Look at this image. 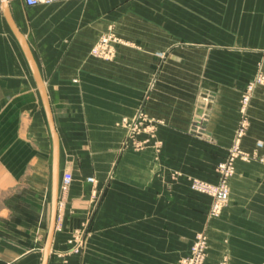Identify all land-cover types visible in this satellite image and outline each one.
Here are the masks:
<instances>
[{"label": "crops", "instance_id": "1", "mask_svg": "<svg viewBox=\"0 0 264 264\" xmlns=\"http://www.w3.org/2000/svg\"><path fill=\"white\" fill-rule=\"evenodd\" d=\"M205 2L210 7L203 6ZM204 8L215 20L212 42L220 46L212 66H234V61L239 63L235 59L245 57L237 52L264 51V0H196V10ZM11 10L27 37L51 103L60 137L61 175L73 174L68 192H60L49 264H93L91 259L98 255L100 264H123V251H116L113 262L106 255L109 252L69 250L70 239L90 220L92 184L87 178L95 175L100 185L107 186L94 222L99 227H116V243L123 242L119 228L125 225L134 228L149 220L146 227L154 229L155 212L171 202L172 171L201 175L205 148L215 158L228 154L240 119L239 95L231 86L214 95L206 134L195 137L191 152L190 144L182 142L192 139L185 133L191 126V100L153 92L146 107L163 121L159 130L165 146L179 148L178 156L169 153L158 159L147 150L111 158L124 135L116 122L139 106L141 90L159 61L157 52L164 53L165 63L187 65L182 58L187 50L172 43V0H57L35 6L12 0ZM157 15L162 32L139 28H147L146 19ZM136 18L145 25L137 24ZM111 24L137 43L121 45L118 57L108 61L93 56L91 48ZM236 81L240 80L227 79ZM259 96L262 106L260 114L255 113L259 123L252 124L243 139V147L250 152L258 140L264 146V90ZM93 147L102 148L101 155H94ZM72 148H81L80 154ZM52 168L53 136L40 87L21 45L0 16V264H42L51 218ZM255 189H264V164L238 160L231 179L233 201L209 224L213 256L230 255L235 242L263 245L264 224L245 214V203ZM173 192L176 200L189 204L184 196L186 183L179 182ZM191 203L197 227L204 223L207 204ZM241 226L244 229L238 230ZM259 244V250H240V258L264 259V247ZM132 251V257L139 259V247Z\"/></svg>", "mask_w": 264, "mask_h": 264}, {"label": "rangeland", "instance_id": "2", "mask_svg": "<svg viewBox=\"0 0 264 264\" xmlns=\"http://www.w3.org/2000/svg\"><path fill=\"white\" fill-rule=\"evenodd\" d=\"M11 2L12 0H9L10 6ZM203 6L210 7V3L205 2ZM0 16L6 24L1 0ZM157 18L159 15L156 18L146 19L147 28H144L145 26L139 28L147 32L153 30H156V33L162 32V22L159 23ZM135 21L137 24H144L143 19V22L140 18H136ZM213 22L215 20L211 18V12L206 8L203 11L196 10V0H187V2L186 0H172V43H178L187 50L182 56L184 60H187V65L179 66L174 64V61L173 65L165 63L164 53L157 52L159 61L153 67L154 70L151 71L148 83L144 84V90H141L139 106L133 114L124 115L116 122V126L122 128L124 135L120 146L116 152L114 151L111 158H120L125 152L142 153L147 150H152L155 158L158 159L169 157V153L178 156L179 148L165 146L164 134L159 130L163 121L154 116L146 107L153 92L157 95L166 94L172 98L191 100V126L185 133L187 136H192V139L189 137L182 142L190 144L188 149L192 152L195 146V137L202 138L206 134V124L209 120V111L214 95L222 91L227 92V88L231 86L236 95H239L237 104L240 119L228 154L224 158H215L214 155L208 154V150L205 148L206 154L204 153L202 156L204 172L200 173L201 175H189L182 170H173L168 188L174 191L179 182L186 183L188 192L184 196H187L189 204L184 205L180 199L176 200L175 196L177 195L172 191L171 202L170 200L166 201V206L161 204V208L155 212L154 229L146 227L149 220L140 221L139 226H134V228L130 224L125 225L123 228H119L122 234V243H116L114 240L116 227L108 225L99 227L94 222L96 211L104 198L107 186L100 185L96 176L90 175L87 178L92 184L90 220L70 239L69 250L74 252H83L84 250L97 253L109 252L106 255L113 257L110 260L113 262L116 251H123V264H264V259H244L240 258L238 254L240 250H259L256 248L259 243L248 245L241 241L235 242L232 250L228 252L230 255L213 256L215 252L212 249L214 245L209 224L212 220L220 218L226 207L233 201L231 179L236 173V162L245 160V162L259 161L264 164V146L261 140L255 142V149L252 152L243 147V139L248 134L249 128L252 124L259 123V116H256L255 113L260 114L262 106L259 93L264 90V51L262 53L237 52L240 55L243 53L245 57L241 56L235 59L239 63L234 61V66H212L213 59L218 57L214 55L215 50L220 47L212 42ZM134 43L136 45L137 42L122 36L117 27L111 24L94 43L91 54L111 61L118 57L121 45ZM97 48L100 52H97ZM228 78H236L240 81L228 83ZM170 79L178 81H169ZM72 149L75 154H80L78 150L81 148ZM92 150L95 152L94 155H101L102 148L93 147ZM198 158L201 157L198 156ZM67 173L71 174L72 180L66 190H60L63 195L68 192L73 181V174L70 171L64 172L61 175L62 179ZM254 191L255 193L249 196L250 200L245 203V208L248 209L245 214H247V218L259 219L260 223L264 224V209H262V207L264 208V189H255ZM192 200H201L207 204L203 211L204 223L197 227L194 224ZM240 229L244 228L241 226L238 230ZM132 238L137 239L138 242H131ZM136 246L140 249L139 259L132 257V250ZM261 246L264 247V243ZM98 258L99 255L97 258H92V263L100 264L102 260ZM118 261L121 262V259Z\"/></svg>", "mask_w": 264, "mask_h": 264}, {"label": "water", "instance_id": "3", "mask_svg": "<svg viewBox=\"0 0 264 264\" xmlns=\"http://www.w3.org/2000/svg\"><path fill=\"white\" fill-rule=\"evenodd\" d=\"M2 5V11L4 14V17L9 25V27L12 29L13 33L15 34L16 38L18 39L25 56L33 70V73L35 74L37 84L40 87L41 94H42V101L46 113V117L52 132L53 136V168H52V203H51V218H50V224L46 236L45 246H44V256L42 264H49V259L52 251V244L55 236V231L57 227V220H58V212H59V198H60V176H61V170H60V137L59 133L57 131L55 118L53 115V110L51 107L50 100L47 96L46 89L44 86V82L42 80L37 61L35 59V56L33 54V51L30 47V44L27 40V37L23 33V31L20 29L19 25L17 24L12 10L9 3V0H1Z\"/></svg>", "mask_w": 264, "mask_h": 264}, {"label": "built area", "instance_id": "4", "mask_svg": "<svg viewBox=\"0 0 264 264\" xmlns=\"http://www.w3.org/2000/svg\"><path fill=\"white\" fill-rule=\"evenodd\" d=\"M27 5L29 6H35V5H39V4H47V3H52L55 2L57 0H23ZM97 52H100L99 49L97 48ZM72 180V176L71 174L67 173L63 176V179L61 181L60 184V190L64 189L66 190L68 185L70 184Z\"/></svg>", "mask_w": 264, "mask_h": 264}, {"label": "bare ground", "instance_id": "5", "mask_svg": "<svg viewBox=\"0 0 264 264\" xmlns=\"http://www.w3.org/2000/svg\"><path fill=\"white\" fill-rule=\"evenodd\" d=\"M12 30V29H11ZM13 32V31H12ZM15 35V34H14ZM16 37V36H15ZM17 39V38H16ZM18 40V39H17ZM19 42V41H18ZM20 44V43H19ZM201 122V121H200ZM62 181V180H61ZM60 184H61V182H60Z\"/></svg>", "mask_w": 264, "mask_h": 264}]
</instances>
